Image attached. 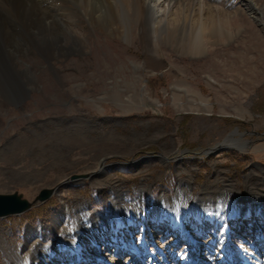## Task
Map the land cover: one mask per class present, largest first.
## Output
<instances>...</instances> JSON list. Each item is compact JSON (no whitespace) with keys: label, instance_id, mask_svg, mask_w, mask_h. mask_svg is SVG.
Listing matches in <instances>:
<instances>
[{"label":"rangeland","instance_id":"1","mask_svg":"<svg viewBox=\"0 0 264 264\" xmlns=\"http://www.w3.org/2000/svg\"><path fill=\"white\" fill-rule=\"evenodd\" d=\"M202 2L224 9L233 22L224 29L230 40L210 44L198 57L170 43L142 41L137 25L127 39L112 37L79 13L62 21L78 33V47L75 35L57 24L29 35L13 26L21 55L8 52L0 60L6 65H0V194L18 192L33 205L0 219V264H29L39 244L51 264H152L156 258L160 264H235L255 253L264 259V28L240 0L194 4ZM17 8L28 15L24 5ZM8 11L15 21V11ZM42 37L52 44L57 37L52 57ZM6 77L23 91L18 103L2 98ZM32 77L41 87H33ZM77 138L86 146L74 143ZM232 139L246 144L234 146ZM73 175L90 177L71 182ZM181 181L192 205L175 222L165 215ZM42 189L55 191L34 202ZM140 195L150 216L108 235L128 233L122 245L130 246L149 237L143 259L127 248L92 244L77 253L66 245L79 236L81 213L107 224L120 213L121 200L131 204ZM224 199L229 207L235 203L234 215L214 217ZM226 249L233 262L223 257Z\"/></svg>","mask_w":264,"mask_h":264},{"label":"bare ground","instance_id":"2","mask_svg":"<svg viewBox=\"0 0 264 264\" xmlns=\"http://www.w3.org/2000/svg\"><path fill=\"white\" fill-rule=\"evenodd\" d=\"M194 1L196 0H0V60H5L4 55L8 52H11L14 58L21 55V48L14 41V38L18 37V35H14L18 34L20 30L24 32V35H26V33L29 35L32 31V34L36 32L42 34L44 33L43 30L48 28L52 23L63 26V17H67V19L72 22L76 13L81 14L83 18L93 23L98 30L104 31L112 37L127 39L130 34L129 28H131L132 25H137L141 28H139V30H141L139 33L142 41L156 39L172 44L182 55L198 57L208 51L210 44H212V46L223 44L224 46V41L228 42L230 40V37L224 29L226 26L231 25L233 21H231V17L223 11L224 9L215 10L212 5L206 2H202V4L199 3L198 6V2L194 4ZM240 2L244 3L242 6L252 16L253 20L264 28V0H240ZM164 4H166L167 10L163 8ZM22 5L29 10L27 16L24 11L20 13V8H17ZM196 6L198 7L196 8ZM7 8H10V12L15 11V21H12L10 18V13ZM11 14L13 15L12 12ZM116 24L118 25L115 26ZM13 26L16 27V34L12 32ZM7 27L10 28L8 29ZM63 27L69 34L75 35V37H73V45L78 47L79 44L76 39L78 33L76 30L67 26ZM52 40H56V43L52 44L50 39H46L45 37L41 38L42 43L46 45L43 51L48 57L53 56L55 51L53 45L58 43L57 37H53ZM57 53L63 55L65 54V50L57 49ZM0 65H2L3 68L6 66L1 62ZM32 79L34 88L41 87L35 78L32 77ZM4 85L8 87L6 97L4 95L2 96L4 100L7 98L9 103H18L22 100L23 91L16 90L14 88L15 85L10 82L9 78L6 77V84ZM29 86L31 87L32 84ZM73 142L80 146H86L81 138L74 139ZM230 142L234 144V146L246 144L238 143L233 139L230 140ZM108 168L109 167L100 168L99 171L102 173L103 171H107ZM185 184L186 183L182 181L178 184L175 196L176 208L174 207V209L169 211V214H167L168 216L165 215L168 218H172L175 222H183L184 214L187 213L189 207L192 205V199L187 196L189 187L185 186ZM142 200V195L135 198L131 204L121 200L120 207L118 208L120 213L115 216L113 221L108 220L109 222L107 224L97 219L96 215L88 216L81 213L79 217V223L81 224L76 228V233L79 234V236L75 239L71 238L68 240L66 245L75 252L83 245L87 248L92 244H95L93 246L100 245L106 249L109 247H116L119 249L127 248V250H130L135 255L138 253L134 259H143V257L148 254L147 252H149L146 251L147 243L149 241L151 242L149 237H145V239L141 241V243H137V245L130 246L122 245V240L129 238L131 236L130 234L122 232L117 234L116 237H112L114 233L108 235L109 232L116 231V227L120 225L128 227L130 224H133L135 220L141 221L144 220L146 216H150L147 215V212L142 208ZM227 201L228 199H224V202H219V205L215 206L216 210H214V217L223 214L226 218H231L234 215L233 211L230 209L233 208L232 206H234L233 204L235 203L232 204L231 208L226 205ZM183 202H186L185 206H183L184 209H177L178 205ZM130 208L133 210H129ZM202 210L203 208L200 211ZM206 213L207 212H205V214ZM161 214L155 216L156 221L162 218ZM55 219L57 222L61 221V217L59 216ZM143 226L146 229L145 224H143ZM30 232L31 230L28 231L27 235L35 237V235ZM179 233H181L182 236H186L183 227H181ZM208 233L209 237L212 239L218 238L213 230H210ZM186 238L188 239L190 236L187 235ZM190 242L193 243L194 241L190 240ZM35 249L33 253L35 255H33L32 260H29V264H51L54 262L49 255V251L44 249L40 244L36 245ZM155 251L157 253L161 252L160 256L165 255L160 250L155 249ZM227 251L229 250L226 249L224 251L223 257L227 260L231 259L233 262L235 260L234 255L228 254ZM150 255V257H154L155 253L153 252ZM158 260L159 259L156 258L152 264H160ZM236 260L237 261H234L235 264L237 262H242L241 264H264V259H261L260 255L257 253L253 256L250 255L247 258L242 257ZM85 264H87V262H85Z\"/></svg>","mask_w":264,"mask_h":264},{"label":"water","instance_id":"3","mask_svg":"<svg viewBox=\"0 0 264 264\" xmlns=\"http://www.w3.org/2000/svg\"><path fill=\"white\" fill-rule=\"evenodd\" d=\"M142 158L139 161H142ZM87 175H73L70 177V181L80 180L87 178ZM55 190L42 189L38 193L34 202H44L51 197ZM33 203L28 202L25 199H22V196L18 193L10 194H0V218H5L8 216L19 215L32 207Z\"/></svg>","mask_w":264,"mask_h":264}]
</instances>
